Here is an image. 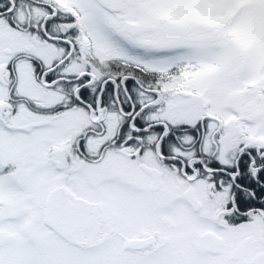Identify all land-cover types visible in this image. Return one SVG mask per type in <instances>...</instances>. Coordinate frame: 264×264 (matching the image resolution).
Segmentation results:
<instances>
[{"label":"snow or ice","instance_id":"obj_1","mask_svg":"<svg viewBox=\"0 0 264 264\" xmlns=\"http://www.w3.org/2000/svg\"><path fill=\"white\" fill-rule=\"evenodd\" d=\"M0 264H264V0H0Z\"/></svg>","mask_w":264,"mask_h":264}]
</instances>
